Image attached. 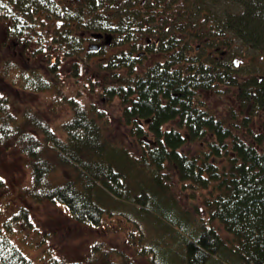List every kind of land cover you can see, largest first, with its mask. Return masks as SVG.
Segmentation results:
<instances>
[{"label":"trees","instance_id":"16d2710c","mask_svg":"<svg viewBox=\"0 0 264 264\" xmlns=\"http://www.w3.org/2000/svg\"><path fill=\"white\" fill-rule=\"evenodd\" d=\"M0 25V167L20 157L31 192L80 223L124 215L138 232L129 243L151 264H264V70L237 58L243 47L264 57V0H0ZM94 32L115 48L97 60L86 45ZM220 88L236 103L217 114L201 98ZM98 95L120 99L140 156L110 137ZM171 172L200 193L206 218L179 204ZM122 200L132 211L120 212ZM152 221L166 233L148 235ZM0 264L35 262L0 230Z\"/></svg>","mask_w":264,"mask_h":264},{"label":"rangeland","instance_id":"374dc122","mask_svg":"<svg viewBox=\"0 0 264 264\" xmlns=\"http://www.w3.org/2000/svg\"><path fill=\"white\" fill-rule=\"evenodd\" d=\"M94 33L90 34L91 37L88 38L86 45L97 42L95 41L97 36ZM105 47L107 49H102L100 53L95 52L99 47L97 49L90 48V51L93 52L92 57L95 60L98 57L104 58V56L110 55L115 49L112 46L106 45ZM12 50L13 48L9 45L5 49L4 54L10 56ZM240 50L237 56L239 63L248 67L254 74H263L264 61L262 59L264 57L253 49L243 47ZM151 57L154 58L155 55L144 58L140 65L147 67L151 63ZM54 59L55 57L53 56L52 60ZM70 62V59L66 61V65L63 68L61 67L59 73L69 70L71 68ZM93 76L95 77L96 75ZM66 80L77 87L80 85L74 77H69V79L66 77ZM7 82H9V78ZM80 89L83 90L82 87ZM70 91L76 94L74 86L71 87ZM21 92L17 93L23 95L25 102L35 101L36 105L39 106L45 103V98L41 94ZM83 97L87 101L91 100V96L88 94H83ZM201 99L207 102V108L217 114L225 113L228 106L236 103L231 90L222 88L218 91L209 90L204 92ZM95 100L108 114V133L111 135L110 137L117 139L133 156H140L141 150L136 143V138L131 134L129 124L125 123V119L122 117L120 99L118 97L109 99L98 95ZM69 111L68 108H62L51 118L50 121L53 122L55 129L59 130L60 123L67 117ZM247 111L245 112L247 113ZM48 118L50 117L48 116ZM1 161L3 165L0 167V171L5 178L6 185L0 189V230L24 254L32 258L35 264H51L52 259H56V261L65 259L69 262L81 261L83 264H112L119 263V261L121 263L124 258L132 260L134 264H151L148 258L137 256L134 249L135 246L129 243L131 233L133 232L137 236L138 232L134 231L133 223L131 220L128 221L127 217L124 215H115L114 217L105 215L103 222L97 227L80 223L70 216L63 204L47 199L42 193L31 192V189H29L30 168L21 164L20 157H8L4 160L1 159ZM170 174L174 180L171 184H175L172 185L171 189L179 204L189 210H199L198 214L206 218L204 204L200 198L201 196L199 197L200 193L189 190L187 183L177 182L178 177L175 173L171 172ZM192 193L196 196L195 200L191 197ZM105 198L107 200L106 205L114 208L112 197L106 194ZM123 202H127V200H122L117 206L120 212L132 211V208L129 207L132 204ZM150 214L152 215L146 217V220H150L148 218H151V220L155 219V212ZM219 227L220 232L225 235L220 225ZM164 228L159 226L158 222L152 221V224L146 226L144 231L148 235L149 231H151V234L157 232L165 234ZM95 247H99V249L96 251L94 250ZM119 253L122 255L120 256Z\"/></svg>","mask_w":264,"mask_h":264},{"label":"flooded vegetation","instance_id":"af4514ba","mask_svg":"<svg viewBox=\"0 0 264 264\" xmlns=\"http://www.w3.org/2000/svg\"><path fill=\"white\" fill-rule=\"evenodd\" d=\"M106 35V34H105ZM104 34H103V36L102 37H100V38H96V40L95 41H97V42H99V44H100V46H99V48L97 49V50H100V49H104V48H106L105 46L107 45V46H112V44H111V39H112V37L109 35L107 38H106V36H105ZM150 40V39H149ZM88 42V41H87ZM90 45V43L88 44V46ZM96 50V51H97ZM222 54H226V52H223ZM134 68L135 69H140V63H138V65H135L134 66Z\"/></svg>","mask_w":264,"mask_h":264},{"label":"water","instance_id":"95a60500","mask_svg":"<svg viewBox=\"0 0 264 264\" xmlns=\"http://www.w3.org/2000/svg\"><path fill=\"white\" fill-rule=\"evenodd\" d=\"M94 35L97 36V37H100L102 34H101L100 32H95ZM98 46H99L98 43H92V44L90 45V48L97 49Z\"/></svg>","mask_w":264,"mask_h":264},{"label":"bare ground","instance_id":"6f19581e","mask_svg":"<svg viewBox=\"0 0 264 264\" xmlns=\"http://www.w3.org/2000/svg\"><path fill=\"white\" fill-rule=\"evenodd\" d=\"M99 37H97V39H98Z\"/></svg>","mask_w":264,"mask_h":264}]
</instances>
